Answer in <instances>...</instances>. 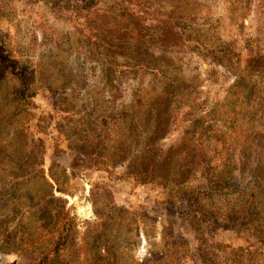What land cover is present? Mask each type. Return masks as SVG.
Here are the masks:
<instances>
[{
    "label": "rangeland",
    "instance_id": "obj_1",
    "mask_svg": "<svg viewBox=\"0 0 264 264\" xmlns=\"http://www.w3.org/2000/svg\"><path fill=\"white\" fill-rule=\"evenodd\" d=\"M242 1L0 0L1 51L16 62L0 71V264H35L56 235L42 177L73 221L56 264H264L239 249L264 239V0ZM23 86L31 100L9 103ZM140 153L149 168L171 155L190 171L180 191L216 223L235 205L242 228L199 225L181 192L121 178Z\"/></svg>",
    "mask_w": 264,
    "mask_h": 264
},
{
    "label": "trees",
    "instance_id": "obj_2",
    "mask_svg": "<svg viewBox=\"0 0 264 264\" xmlns=\"http://www.w3.org/2000/svg\"><path fill=\"white\" fill-rule=\"evenodd\" d=\"M246 5V9L251 7V3L247 0L242 1ZM258 3V0H257ZM247 11H242L239 16H243ZM259 16L264 18V10L258 11L257 12ZM176 36H180V31H177ZM261 32L258 35V38H256L254 41L257 43V49L254 46V53L256 54V58H262L263 57V49L262 47H259V45L264 46V39L261 38ZM255 43V42H254ZM228 61V60H227ZM16 62H14L13 59H9L7 55H5L4 51H1L0 47V71H6L7 73H11L12 70L16 71V68L14 67ZM232 63H227L226 67L231 68L230 66ZM10 66V67H9ZM119 67H123L122 65H119ZM127 68H130L129 65L126 66ZM19 69H17L18 71ZM261 70V69H259ZM20 71V70H19ZM22 74V71H20ZM9 93V103H14V102H23L26 100V104L29 102V99L31 100L33 93L27 91L25 89V86L23 88L17 87L16 89L12 88H7ZM12 91V92H11ZM169 91H167L164 94V99L160 101V103H157V113L156 115H162V113L165 111L162 108V105L165 101L166 95H168ZM162 94V95H163ZM136 102V101H135ZM138 102V101H137ZM11 105V104H9ZM28 108H32L31 103L29 105H26ZM134 105H131L128 109L130 111L129 117L132 118V120L139 119L141 120V113L139 110L134 109ZM156 108V107H155ZM134 109V110H133ZM162 110V111H161ZM23 112L22 108H15L14 106L9 107L7 113L8 117L7 119H12L14 120L15 117H17L19 114L18 113ZM167 116V115H166ZM169 118V123H171L172 116L169 115L166 117V121H168ZM173 119V118H172ZM12 125V123H8V126ZM34 129L32 131L33 134L35 133H41L46 136V134L42 131H40L35 125H33ZM39 139V138H38ZM50 140V138H48ZM79 143H75L74 148L77 149L79 155H84V149L86 148V143L88 144V139L86 138L85 135H83L81 138H78ZM264 133L259 134L257 137V146L260 147L261 145H264ZM117 148V147H116ZM92 154V152H89V155ZM113 153L111 160H109L110 164H114L116 158H118L117 155H114ZM171 155L167 154L166 156H162L161 160L159 163L157 162L154 166L152 165L150 168L147 167L148 164L152 163V159L149 158L147 155H144L143 153L136 154L134 156L135 159L139 161L140 167L133 169V170H127L122 175H120L121 178L127 179L130 181L132 184H145L148 182H155V184L162 186L164 188H169L173 189L175 192H181L182 196L186 198V202L189 209L191 210V217L193 218L192 220L195 221L199 225H204L209 227L210 229L214 230L216 227H221L223 229H239L242 228L241 226L243 225L244 218L245 216L242 214H239V210L237 207L231 206L230 208L226 209L225 211V216L223 219L222 223H216L214 219L211 217L207 216L206 210L203 209L195 195L186 193L185 191H180V186L182 183H184L187 180V176L189 174V170L186 168L182 167H176L175 165L171 164ZM122 157H120L121 159ZM123 159V158H122ZM121 159V160H122ZM192 165L197 166L198 164H201V168H203V164L205 161L202 159L201 155L192 156ZM191 169V168H190ZM205 175V173H204ZM44 180L45 186L48 188L47 194L49 195V201L52 203H58L56 204L53 208L55 209L53 218H54V228L56 235L53 238V240L50 242L49 248L44 252L40 253L37 255L38 257L36 258L35 264H56L53 262L54 258L62 251L64 250V247L68 241V238L70 237V231L71 228L73 227V221L71 217L67 216V211L64 208V203L65 200L61 198L60 194L63 193L62 188L56 184V183H51L50 181L46 180L44 177H42ZM205 178L207 176L205 175ZM210 182V180H209ZM243 194V193H242ZM241 199L239 201H242V204H245V199H243V196H239ZM246 205V204H245ZM260 236V235H259ZM261 241L255 242V244L251 247L247 246H241L239 249L245 251L246 253H251L253 249H257L259 255L264 259V239H259Z\"/></svg>",
    "mask_w": 264,
    "mask_h": 264
}]
</instances>
